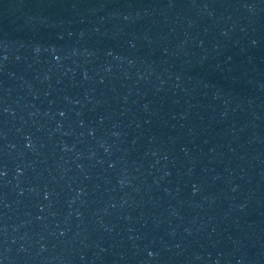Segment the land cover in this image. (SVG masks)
Returning a JSON list of instances; mask_svg holds the SVG:
<instances>
[{"label": "water", "instance_id": "water-1", "mask_svg": "<svg viewBox=\"0 0 264 264\" xmlns=\"http://www.w3.org/2000/svg\"><path fill=\"white\" fill-rule=\"evenodd\" d=\"M0 264H264V0H0Z\"/></svg>", "mask_w": 264, "mask_h": 264}]
</instances>
